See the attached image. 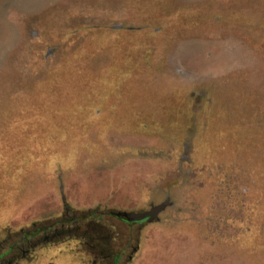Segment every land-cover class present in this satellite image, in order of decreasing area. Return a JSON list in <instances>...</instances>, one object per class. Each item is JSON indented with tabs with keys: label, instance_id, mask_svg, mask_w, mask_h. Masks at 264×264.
I'll list each match as a JSON object with an SVG mask.
<instances>
[{
	"label": "rangeland",
	"instance_id": "374dc122",
	"mask_svg": "<svg viewBox=\"0 0 264 264\" xmlns=\"http://www.w3.org/2000/svg\"><path fill=\"white\" fill-rule=\"evenodd\" d=\"M84 1L0 0V87L14 83L19 76L18 68L15 66L22 67L25 64V56L20 64H17L19 60L17 53L20 45L28 41L29 30L37 26L36 22L29 20L44 16L49 11L65 9L70 2L80 4ZM247 1L231 0L230 3H240L237 8L242 9L243 12L253 10L259 5L264 10V0H255L257 6L254 3L248 5ZM181 2L184 6L199 4L204 6L212 0H181ZM224 10L231 11L227 7H224ZM262 10L261 12L264 13ZM258 19L256 16L255 20ZM260 29L264 31L263 25ZM62 31L58 42L62 49L53 50L55 66L47 70L49 75L47 79L37 84L28 79V76H24L19 78L18 86L14 85L11 88L18 87L21 90L28 88L27 90L15 92L13 95H16V99L12 101L0 97V112L10 113L15 109V123L18 127L15 130L16 134L14 132L6 134L0 129V136L5 135L0 137V211L2 204L12 199L19 186L24 189L21 186L24 182L22 177L27 178L35 173L36 170L33 168L35 162H30L24 157L30 156L39 148L34 144L43 140L54 143L50 145L49 151L37 155L49 157L48 160L52 162L64 157L70 159L74 154L78 156L82 152L93 155L101 151L97 143L90 141V135L98 126L107 127L104 133L106 135L111 125L118 124L121 128L132 123L137 128H133L132 131L110 143L112 146L138 147L140 149L137 154L133 152L123 159H110L103 163L91 160L84 166L73 168L63 177L61 174L55 185L56 188L54 186L49 191L42 192L36 201L29 204L22 215L26 217L47 212L58 213L65 199L71 205L93 208L92 214L95 215L105 213V209L107 211L113 209L115 212L127 210L139 202L144 188H151L158 178L171 172L169 166H165L155 156L152 159H150L152 156L149 158L140 156L150 154L154 150L166 155L167 151L161 149L162 144H157L155 138L168 137L169 129L174 131L181 129L177 120L186 105L182 99L190 100V94L195 89L183 93L172 85H165L166 80L163 78L161 80L152 76L153 79L148 78L140 64L137 68L132 67L131 57L139 58L140 62L143 56H149L148 51L151 46L149 42L140 40L134 43L118 42L109 32L98 35L83 30V36L76 37L68 29ZM243 35L226 34L219 40L186 39L176 47L170 58V68L188 74L192 85L197 82L208 85L215 80H220L222 83V78L231 72L245 71L246 76L248 73L245 78L241 76L233 80L228 78L229 81L221 84L218 90L214 88L210 90L212 94L208 100L212 110L218 115L215 119L217 124L230 123L231 120L234 123L236 116L239 117L241 114L238 121L247 119L251 124L259 121L254 114L259 103L254 101L255 96L253 97L252 94L255 95L259 89H264V38L255 44ZM62 55L66 58L60 62ZM27 69L29 70V66L23 68V73H26ZM126 70L127 74L137 73L131 79L129 75H121L125 74ZM2 91L0 90L3 94ZM244 92L249 94L250 102ZM95 110H100L99 117L94 118ZM20 112L21 117H19ZM20 127L23 129L20 130ZM36 130L39 132L36 133ZM209 140L214 144L216 138L212 137ZM206 150L207 145L199 155L198 163L204 165L203 169L201 165L200 170L209 174L207 170L210 169V164L220 159V155H218L219 150L218 152L213 150L215 154L213 151L207 153ZM37 151H42V148ZM10 168L13 169L12 174ZM8 174L9 177L6 178ZM3 176L7 186L2 183ZM259 176L260 174H256V178ZM62 188L64 192H61ZM204 191L209 194L207 189L199 193L204 194ZM242 191L250 194L248 198L250 203L260 202L264 210V186L255 188L253 193L246 188H242ZM199 193L184 192L185 203H198L202 206L200 209L202 212L205 209L207 211L196 220L199 226L195 228L181 226L174 232L159 228L148 230L143 250L136 264H264V237L248 234L238 236L231 229L232 216L228 213L218 214L215 208L211 209L213 213L208 212V207L212 204L210 196L208 195L209 199H201ZM176 198L175 201L178 202L179 196L176 195ZM107 211L106 219L109 217ZM254 216L253 214L247 219L248 223L245 226H252L251 223L256 218ZM214 218L217 220L216 225L210 228V220ZM260 218L261 216L256 222L264 225V218L262 220ZM224 222H227V225ZM219 223L227 227L220 228ZM128 230V225L122 222L119 227L121 247L128 243V238L125 236ZM261 230L264 236V227ZM139 235V231L135 233L137 242Z\"/></svg>",
	"mask_w": 264,
	"mask_h": 264
},
{
	"label": "flooded vegetation",
	"instance_id": "af4514ba",
	"mask_svg": "<svg viewBox=\"0 0 264 264\" xmlns=\"http://www.w3.org/2000/svg\"><path fill=\"white\" fill-rule=\"evenodd\" d=\"M230 1L224 3L222 0H212L204 6L202 4L184 6L181 0H85L80 4L70 2L65 9L49 11L44 16L29 20L36 22L37 26L29 30L28 41L20 45L17 53L19 55L17 64H20L24 56L25 64L22 67L15 66L18 68V79L14 83H8L7 87H0V90H3V94L0 92V97L8 101L16 99V95H13L15 92L28 89L11 88L20 84L19 78L28 76V79L34 81L37 75L48 72L49 68L55 66L53 50L62 49L58 42L63 29H68L76 37L83 36L82 31L86 30L98 35L109 32L118 42L134 43L140 40L151 43L149 56H143L140 62L137 57L130 58L132 67L137 68L140 64L151 79L173 76L175 72L170 68V58L183 40L192 38L219 40L226 34L231 36L244 34V37L249 38L247 40L251 39L250 41L255 44L261 42L264 38L262 36L264 31L260 29V26L264 27V13L261 12L263 7L256 15L251 16L253 14L248 11L243 12L242 9L237 8L240 3L235 2L236 4L233 5ZM253 2L254 0H250L246 3L249 5ZM203 7L210 13L202 14ZM224 7L231 11H225ZM256 16L258 20H255ZM73 38L76 40L75 37ZM60 57V62L66 58L65 55ZM28 66L29 70L23 73V68ZM127 73L126 70L125 74L121 75H129L132 79L137 72ZM240 76L245 78L248 73L246 76L245 71L231 72L222 78V83L220 80H215L208 85L202 82L194 85L191 82L190 85L185 84L191 86V90L195 89L210 95L212 88L218 90L221 84L229 81L228 78L233 80ZM175 77L177 80L180 79L177 75H174ZM4 90L9 91L6 93ZM245 95L250 102L249 94L246 92ZM252 96H255V102L264 104L263 88ZM0 123L11 125L1 117ZM258 136L264 139V134ZM194 171H196L195 167L184 169L180 165L174 172L191 175ZM59 176L55 168L46 167L27 178L22 177L24 182L21 186L24 189L19 186L12 199L2 204L0 264H136L143 250L148 230L159 228L174 232L181 226L195 228L199 226L196 220L202 217V213H207L206 209L204 212L200 210L202 206L198 203L187 204L184 201V192L196 193V186L187 179L176 176V173H170L158 178L151 188H144L139 202L132 208L119 212L113 209L107 211L104 208L105 213L109 212L107 219L105 213L92 214L93 208L71 205L67 199L60 205L58 213L47 212L23 217L22 213L27 210L29 204L36 201L42 192L54 187L60 179ZM8 177L9 174L6 178ZM1 180L4 186L8 185L4 181V176ZM176 195L179 196L178 202L175 201ZM213 208H215L214 202L208 207V212L213 213ZM215 221H217L215 218L210 220V227L216 225ZM122 222L128 225L129 229L127 235L125 234L128 243L124 247H121V232H119ZM138 231L140 235L137 242L135 233Z\"/></svg>",
	"mask_w": 264,
	"mask_h": 264
},
{
	"label": "trees",
	"instance_id": "16d2710c",
	"mask_svg": "<svg viewBox=\"0 0 264 264\" xmlns=\"http://www.w3.org/2000/svg\"><path fill=\"white\" fill-rule=\"evenodd\" d=\"M253 3H255V0ZM254 5L257 6L256 4ZM260 8L262 7L259 5V7L248 12L256 15ZM48 76L47 72H42L35 77L34 81L37 84L43 83ZM191 93L190 100L185 101L182 99V102H186V105L182 108L181 116L177 120L181 129H176V131L169 129L170 134L168 137L155 138L157 144H162L161 149L167 151L166 155H161V152L154 150L152 153L140 157L149 158L152 156L150 158L152 159L155 156L158 158V161H161L165 166H169L171 171L169 174L176 173V176L183 177L191 182L192 185L196 186L197 191L195 192L199 193V191L207 189L209 194L208 192L205 193V191L204 194L199 193L201 199H209L210 196L211 203L213 204L214 202L215 210L218 214L228 213V215L232 216L233 222L230 223L232 225L231 229L238 236L248 234L249 236L256 235L257 237H264L261 230L264 225L256 222L260 216V220L264 218V210L261 208L262 205L260 206V202H257V204L250 203L248 201L250 194L242 191V188H246L247 191L249 190V192L253 193L255 192V188H263L264 186V182H262L264 178H260L264 177V139H260L258 136L264 134V104L260 103L254 111V114L259 120L258 122H254V124L248 122L247 119L238 121L242 114L239 117L236 116L234 123L231 120L230 123L223 122L222 124H217L215 123V119L218 118V115L212 110L208 100L211 96L208 93H200L196 90ZM198 100L200 101L199 104ZM208 111L211 113L209 114ZM99 114L100 110H95L94 118L99 117ZM14 115L15 109L10 113H6V111L0 112V117L11 123L9 126L0 123V129L4 130L3 132H6V134H12L13 132L16 134L15 130L18 127H16V116ZM19 117H21V112ZM19 129L21 130L23 128L20 127ZM38 132L39 130H36V133ZM212 137L216 138L214 144L210 143L211 141L209 140ZM13 144L18 145L16 143ZM13 144H10V146H13ZM51 144L54 143L44 140L41 143L34 144L35 146H39V148L31 153L30 156L24 157H27V160L30 162H35L33 164V168L36 170L35 172H41L46 167L48 169L51 167L55 168L58 176L72 171L73 168H69L67 165L70 159L73 158L69 159L64 157L52 162L48 160L49 157L37 156L39 153L49 151ZM206 145L207 153L213 150H219L218 155H220V159L212 161L210 169L207 168L209 169L207 170L209 174L200 170L201 165L202 169L204 165L198 163L199 155L203 153ZM129 147L131 149H137V152H139L138 150L140 148ZM40 148H42V151H37ZM137 152L135 153L137 154ZM213 153L215 154L216 152L213 151ZM76 155L74 154V156ZM184 157L186 158L184 159ZM20 160L22 161L23 158L21 157ZM180 165L184 169L191 166L195 167L196 171L191 175H182L179 174L180 172H174L179 169ZM12 172L13 169L10 168V174ZM256 174H260V179L256 178ZM215 192L216 195L214 196ZM253 214L256 218L252 222L253 224L251 223L252 226H245L248 223L247 219L252 217ZM219 220L221 221V219ZM224 223L227 225V222ZM225 224L221 225L219 223L218 226L224 229L227 227Z\"/></svg>",
	"mask_w": 264,
	"mask_h": 264
},
{
	"label": "water",
	"instance_id": "95a60500",
	"mask_svg": "<svg viewBox=\"0 0 264 264\" xmlns=\"http://www.w3.org/2000/svg\"><path fill=\"white\" fill-rule=\"evenodd\" d=\"M204 8L205 7L201 8L202 14L210 13L208 12L207 9H204ZM210 37H212V35H210ZM174 72L175 73L173 74L172 77L163 78V80H166L165 85H172L174 88L180 89V91H182L183 93L185 92L188 93L189 91H191L192 87L186 85V84L190 85L189 83L192 82L189 79L190 76L180 70H176ZM174 75H177L180 79L177 80L176 77L174 78ZM159 79L161 80V78ZM133 128H137V127L132 123H130V125L126 127L121 126V128L118 126V124H115V125H111L109 127V130H110L109 133L107 132V134L104 135V133H106L105 129H107V127L98 126L93 131V134L90 135V141L93 143H97L99 145V148H101V151L93 155L91 154L88 155L82 152L81 155L74 156L73 159L69 161V164L67 165V167L75 169L78 166H84L87 163H90L91 160L100 161L103 163L104 161H107L110 159L111 160L123 159L124 157L131 155L133 152H137L136 149H131L128 146H125V145L112 146V144L110 143L111 141H114L116 138L123 136V134L132 131ZM103 135H104V138H103ZM61 192H64V188L61 189Z\"/></svg>",
	"mask_w": 264,
	"mask_h": 264
}]
</instances>
